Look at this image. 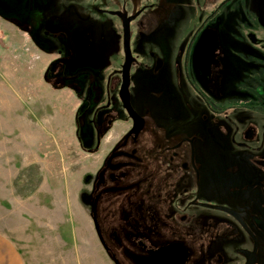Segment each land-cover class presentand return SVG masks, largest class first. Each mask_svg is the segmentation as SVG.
I'll list each match as a JSON object with an SVG mask.
<instances>
[{
  "label": "rangeland",
  "instance_id": "rangeland-1",
  "mask_svg": "<svg viewBox=\"0 0 264 264\" xmlns=\"http://www.w3.org/2000/svg\"><path fill=\"white\" fill-rule=\"evenodd\" d=\"M220 1L0 0V14L5 17L28 20L29 24L35 16L42 17L49 21L47 24L52 29L68 28L70 21H76L78 26H90L87 31L95 34L96 42L91 55L85 59L83 53L75 49L76 43L72 40V48L68 47L64 35L49 33L38 37L45 53L55 55L47 74L49 81L58 85L57 88L60 86L57 81L64 83V87H60L52 97L59 100L57 113L62 112L63 118L72 114L71 130L63 125L61 134L46 132L39 151L0 150V237L7 240L19 256L25 254V264H132L121 257V192L101 197L99 201L95 199L98 226L108 247L103 245L98 235L90 198L96 188L101 192L104 187L114 184L107 177V182L101 184L98 175L107 150L121 142L122 132L130 126L118 95L123 58L121 18L109 11L125 9L128 14H134L151 5L131 21V47L138 57L132 69V103L148 121L144 140L151 141V129L156 126L164 127L166 134H171L172 127L174 141L184 137L186 129L193 128L207 134V130L215 131L219 126L225 154H235L236 143L243 140L240 132L248 125L250 110L246 104L247 86L245 83L238 86L236 80L245 81L249 64L245 59H238L234 69V61L230 60L233 55L224 62L223 98L218 100L220 106H217L221 110L217 115L219 125L213 123L212 110L187 84L183 72L184 58L193 35ZM257 1L231 0L220 9V29L225 46L228 45V37L237 33L234 19L245 22L248 13L252 14L251 5ZM66 14L70 21L61 25L58 18ZM51 15L58 18H49ZM216 17L217 14L207 19L215 24ZM140 22L143 24L141 27ZM245 25L247 23L240 24L244 32L247 31ZM254 26L256 42L260 43L264 30L260 23ZM237 34L238 38L246 39L245 33L238 30ZM240 42L237 45L245 48L241 49L244 54L250 45L245 40ZM151 51L163 59L159 70H155V57L149 58L146 54ZM225 52L229 53L228 47ZM192 72L191 78L197 84ZM64 90L72 94L70 106L66 103L69 94L67 96ZM254 90L257 91L255 87ZM48 96L51 94L46 90ZM35 106L39 109L38 105ZM40 109V114L43 111L46 115L53 114L51 103L40 105ZM121 119L124 120L123 125ZM107 120L111 121L109 126ZM96 123L105 125L100 135V146L95 145ZM160 136L164 137L165 133ZM142 153L148 156L149 150ZM243 154L236 158H245V152ZM233 164L237 165L234 160L216 162L211 159L202 168L201 193L205 201L213 204L202 209L205 213L203 240L215 222L226 216L216 207H233L239 188L251 182V178L241 179L239 171L233 170ZM90 239L101 246L104 258L96 249L91 255L86 247L70 246L74 240L81 245L82 241ZM227 239L231 242L230 238ZM123 259L126 263L122 262Z\"/></svg>",
  "mask_w": 264,
  "mask_h": 264
},
{
  "label": "flooded vegetation",
  "instance_id": "flooded-vegetation-1",
  "mask_svg": "<svg viewBox=\"0 0 264 264\" xmlns=\"http://www.w3.org/2000/svg\"><path fill=\"white\" fill-rule=\"evenodd\" d=\"M230 1L221 0L217 8L208 14L207 18L217 14L215 24L209 23L207 18L201 22L184 58L183 72L187 84L212 110L213 123L219 125L220 118L217 115L221 113V110L217 106H220L218 100L223 98L221 85L224 83L222 78L224 62L233 55L230 60L234 61V69L238 59H245L249 64L245 81L236 80L238 86L244 83L247 86L248 94L245 96L247 109L250 110H248V125L240 132L243 140L236 143L235 154H225L219 126L215 127L217 131L207 130V134L193 128L192 130L186 129L184 130L186 131L185 136L177 141H174L175 131L172 127L171 134H166L164 127L156 126L151 129V134L149 133L151 141L146 142L143 134L147 129V118L140 114L132 103V69L138 59L133 54L135 60L130 70V100L135 111L143 118L144 125L137 135L130 133L133 120L120 99L121 109L123 114H127L130 126L126 132H122L121 142L107 150L103 159V168L98 175V179L100 177L102 181L101 184L107 182V178L114 184L104 187L101 192L96 188L90 196L94 223L99 227L96 217V200L99 201L101 197L111 195L116 191L121 192V257L128 259L132 264H141L138 258H150L152 264H191V262L192 264H246L248 260L252 261L251 264H264V38L260 43L256 42L254 32V25L257 23H260V27L264 30V0L251 5L252 14L248 13L249 16L247 15L245 22L234 19L237 33L238 30L241 34L245 33L246 39L238 38L240 36L236 33L228 37V45L225 46L220 29L222 16L219 12ZM150 6L147 5L141 10ZM121 12L126 11L121 9ZM52 17L58 18L55 15L49 16V18ZM0 18L8 17L0 14ZM21 18L24 19L23 16ZM79 18L83 19L82 16ZM9 19L29 28L32 33H35L34 29L38 28L40 33H52L54 36L64 35L68 47L72 48L70 43L72 40L74 44L76 43L75 49L83 53L85 59L95 48V34L87 31L90 26H78L76 21L72 22L68 19L67 14L60 16L57 22L60 21L59 23L63 25L62 23L70 21L69 29H52L47 24L49 21L38 16L32 20L34 27L27 22L28 20L22 21L10 17ZM243 23H247L246 32L240 26ZM142 25L140 22L139 26ZM207 28H214L218 31L219 45L213 53L208 71L205 72L195 68L194 54L196 44ZM121 31L123 49L122 17ZM244 40L250 46L243 54L241 49L245 48L238 47L237 44L238 41L242 43ZM226 47L229 48V53L225 52ZM146 54L149 58L155 57V70L162 68V57L157 56L153 51L146 52ZM227 54L229 56L225 58ZM124 60L123 49L121 72H119L121 86ZM191 72L197 84L192 80ZM57 82L60 85L64 84L62 80ZM254 87L259 91L258 94ZM203 119L206 120L205 117ZM106 124L109 126L111 121L107 120ZM123 124L124 120L121 119V125ZM104 126L96 123V146L101 144L100 135ZM163 133L165 136H160ZM145 150H149L148 156L142 153ZM243 152H245V158L237 159V156L244 155ZM211 159L216 162L223 159L234 160L237 165L233 164V170L239 171L241 179L251 178V182L239 188L233 207L221 205L216 207L226 216H221L217 223L215 222L212 231L205 233L206 240H203L205 213L202 209L213 206V204L203 199L201 175L205 163ZM219 207H226L235 214ZM113 236L117 237L116 232H113ZM226 237L230 238L231 242ZM100 240L105 247L109 246L103 234ZM212 241L215 244L214 248ZM198 247L201 248L197 249ZM250 252L252 254H249ZM122 262L126 263L124 259Z\"/></svg>",
  "mask_w": 264,
  "mask_h": 264
},
{
  "label": "crops",
  "instance_id": "crops-1",
  "mask_svg": "<svg viewBox=\"0 0 264 264\" xmlns=\"http://www.w3.org/2000/svg\"><path fill=\"white\" fill-rule=\"evenodd\" d=\"M35 29V33H32L22 24L9 18H0V30L3 33L0 41V150L3 151H39L42 150L40 146L44 144L46 132L61 134L63 125L71 130L72 114H66L63 118L60 115L62 112L57 113L59 100L56 96L52 97L64 85L57 88L58 85L52 84L47 74L55 55L45 53L38 37L46 34ZM46 90L51 97H46ZM64 91L67 96L69 94L66 103H70V106L72 94ZM46 103L53 105V114L46 115L44 111L40 114V105ZM82 242L79 245L74 240L70 246L86 247L87 253L91 255L96 249L104 258L101 246L94 239ZM22 255L19 256L9 242L0 237V264H25V254Z\"/></svg>",
  "mask_w": 264,
  "mask_h": 264
},
{
  "label": "water",
  "instance_id": "water-1",
  "mask_svg": "<svg viewBox=\"0 0 264 264\" xmlns=\"http://www.w3.org/2000/svg\"><path fill=\"white\" fill-rule=\"evenodd\" d=\"M142 10L137 11L133 15H128L126 12L123 13L120 10L109 11L111 14L117 15L120 18L122 17V25H123V49L125 53V60L123 64V83L120 85L119 96L122 99L125 109L127 113L133 120V127L130 133H134L137 135L144 125L143 118L135 111L131 104L130 100V70L133 61L135 60L132 48H131V21L135 19ZM218 31L214 28H207L203 31L201 37L199 38L196 44V50L194 54V65L196 69L207 72L210 67V62L212 61L213 53L218 47ZM208 52V53H206ZM225 211L230 213H234V211L226 208L219 207ZM97 232L99 237L102 239L101 230L97 227ZM249 254H252L251 252ZM141 264H152L150 258H138ZM252 261L248 260L246 264H251Z\"/></svg>",
  "mask_w": 264,
  "mask_h": 264
},
{
  "label": "built area",
  "instance_id": "built-area-1",
  "mask_svg": "<svg viewBox=\"0 0 264 264\" xmlns=\"http://www.w3.org/2000/svg\"><path fill=\"white\" fill-rule=\"evenodd\" d=\"M3 39V33L2 31L0 30V41Z\"/></svg>",
  "mask_w": 264,
  "mask_h": 264
}]
</instances>
